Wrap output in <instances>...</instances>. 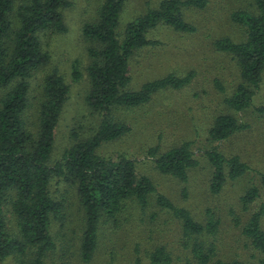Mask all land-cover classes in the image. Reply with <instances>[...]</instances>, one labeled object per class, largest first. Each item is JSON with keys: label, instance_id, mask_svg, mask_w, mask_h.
Returning <instances> with one entry per match:
<instances>
[{"label": "trees", "instance_id": "16d2710c", "mask_svg": "<svg viewBox=\"0 0 264 264\" xmlns=\"http://www.w3.org/2000/svg\"><path fill=\"white\" fill-rule=\"evenodd\" d=\"M124 2L96 0L92 13L82 20L79 32L86 43L83 102L93 120L87 133L71 128L68 146L50 162L54 128L68 84L56 67L44 71L50 66V54L40 39L66 31L63 11L72 1L0 0V264H46L57 248L50 234L55 223L62 232L58 248L62 252L63 248L71 249L81 261L89 262L100 245L104 224L120 227L126 220L120 219L128 203L135 204L146 216L150 202L156 210L146 216L147 222L152 223L158 213L172 218L177 226L176 243H133L132 264H142L144 259L146 264L246 261L237 256L223 257L219 218L211 210L206 209L202 219H195L187 209L158 193L148 176L137 174L133 160L122 155L103 156L97 151L103 143L128 131V125L116 113L118 110L140 106L158 91L179 89L191 81L194 72L188 70L183 75L167 73L147 79L133 88L128 65L137 51L157 44L147 34L159 25L193 33L196 27L184 18V10L201 9L206 4V0H158L154 7L146 8L119 27ZM229 18L241 28L243 36L238 41L222 36L211 43L215 50L231 57L238 74L233 90L222 99L227 112L216 114L207 130L209 139L216 142L246 128L247 124L234 113L251 106L264 69V0H247ZM78 66L74 59L70 65L74 80L81 77ZM38 71L42 72L38 92L31 104L29 81ZM213 84L223 89L218 80H213ZM30 109L33 112L28 114ZM253 111L264 117V100ZM147 153L159 173L179 181H185L187 171L198 164L187 141L161 152L152 147ZM204 155L211 167L207 189L212 195L227 181L249 170L237 155L225 156L215 147L204 151ZM52 180L72 187L81 208V224L72 230V236L62 230L64 204L51 194ZM257 184H250L237 197L239 210L246 216L229 211L232 225L254 252L247 264H264V203L251 207L260 189H264V172L258 173ZM8 216L13 227L7 225Z\"/></svg>", "mask_w": 264, "mask_h": 264}, {"label": "rangeland", "instance_id": "374dc122", "mask_svg": "<svg viewBox=\"0 0 264 264\" xmlns=\"http://www.w3.org/2000/svg\"><path fill=\"white\" fill-rule=\"evenodd\" d=\"M71 1L72 4L63 11L66 31L44 35L40 39L50 54V66L44 68V71L48 67H56L68 84V93L54 128L50 162L57 159L68 146L71 128L80 134L87 133V127L93 120L83 102L86 89L83 74L86 43L80 36L79 28L82 20L92 13L96 0ZM157 1L125 0L118 26L121 27L146 8L154 7ZM246 4L247 0H206L201 9L184 10V18L196 27L193 33L177 32L164 25L150 31L147 36L158 42L140 49L131 57L128 65L131 87L167 73L183 75L192 70L194 75L182 88L158 91L140 106L118 110L116 113L128 125V131L97 149L103 156L114 158L122 155L133 160L137 174L148 176L158 193L187 209L195 219H202L206 209L211 210L219 218L218 237L223 257L246 259L244 264H247L254 252L239 234L237 227L232 225L229 211L240 217L246 216V213L239 210L237 197L250 184L258 185V173L264 172V117L256 116L253 111V107L264 100V69L259 87L252 96L251 106L245 111L234 113L247 124L246 128L219 142L211 141L207 130L216 114L227 112L222 99L230 94L238 81L231 57L215 50L211 43L222 36L233 41L242 39L241 28L231 22L229 15ZM74 59L78 60L80 72L82 70L81 77L76 80L70 75V65ZM41 73L38 71L29 81L28 98L31 104L37 96ZM215 79L222 85V90L214 86ZM32 112V109L28 110V114ZM184 141L189 142L198 161L195 167L187 171L186 180L179 181L159 173L147 151L157 147V151L161 152ZM210 147H215L225 156L237 155L249 167L237 179L227 181L215 195L207 189L211 167L204 151ZM49 188L52 195L63 201L65 220L62 230L67 236H72V230L76 231L81 224V208L74 189L55 180L50 182ZM259 192L251 204L252 208L260 202L264 203V189ZM125 207L126 212L120 220L124 217L126 220L120 227L116 228L112 223L103 225L100 245L89 262L81 261L71 249L67 251L63 248L62 252L58 248L62 232L55 223L50 234L57 248L46 260V264H132L133 243L146 246L158 241L175 246L177 226L172 218L158 213L152 223L147 222L146 216L156 210L152 202L147 206L146 216L140 214L135 204L128 203ZM262 223L264 226V220ZM7 225L13 227V220L9 216ZM63 245L67 243L63 242ZM142 264H146L145 259Z\"/></svg>", "mask_w": 264, "mask_h": 264}]
</instances>
